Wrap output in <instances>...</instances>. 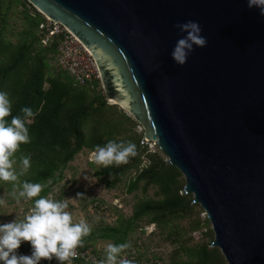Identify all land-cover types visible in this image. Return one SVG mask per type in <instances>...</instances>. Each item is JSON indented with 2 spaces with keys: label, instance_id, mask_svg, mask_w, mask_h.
<instances>
[{
  "label": "water",
  "instance_id": "95a60500",
  "mask_svg": "<svg viewBox=\"0 0 264 264\" xmlns=\"http://www.w3.org/2000/svg\"><path fill=\"white\" fill-rule=\"evenodd\" d=\"M94 60L122 106L184 177L227 264H264V16L246 0H25ZM199 23L204 47L171 57Z\"/></svg>",
  "mask_w": 264,
  "mask_h": 264
},
{
  "label": "rangeland",
  "instance_id": "374dc122",
  "mask_svg": "<svg viewBox=\"0 0 264 264\" xmlns=\"http://www.w3.org/2000/svg\"><path fill=\"white\" fill-rule=\"evenodd\" d=\"M34 10L25 0H0V91L9 94L13 111L19 101L20 104L23 102L22 89L26 80L33 70L38 69L41 91L50 87V79H58L67 84L68 92L59 114L53 117L56 125L49 129L48 140L38 146L31 136V142L22 144L16 153L13 167L17 181H0V217L13 215L16 208L26 202L34 204L36 198L17 200L12 195L13 192L18 195L25 181L46 185L40 193V196H45L57 182L66 179V185L58 191L59 195H67L73 207L82 210L77 222L83 218L91 227L83 245L104 254L109 243L128 244L130 249L140 253L145 264H227L217 247L208 246L213 232L206 213L197 203L191 202V193H179L184 177L174 166H166V156L158 148L154 146L147 150L153 153L152 157L139 154V161L134 160L133 165L111 166L108 173L103 171L105 168H98L89 161L95 147L103 146L109 140L139 144L142 129L122 106L107 103L105 99L100 103L104 98L102 89L77 87L69 82L59 69L56 53L43 50L31 38L35 21L39 18ZM24 44L26 48L21 58L12 66ZM30 103L33 112L37 113L42 99L30 100ZM82 110L86 113L79 117L82 142L68 156L74 139L69 137L68 144L57 129L70 125L69 113ZM40 122L44 123L41 119ZM28 127L29 131L33 127L32 134L37 137V125L31 123ZM21 156H28L31 160V167L25 174L20 173ZM46 159L51 164L46 176L35 177ZM148 162H154L155 174L145 172L137 177ZM161 176L168 181V188L159 181ZM78 193L83 195L77 196ZM175 194L181 200L172 205L169 201ZM93 199L98 203L97 208L90 207ZM107 227H115L118 233L123 234V240L116 243L112 239L98 237ZM200 247L211 249L208 260L204 262L197 252Z\"/></svg>",
  "mask_w": 264,
  "mask_h": 264
},
{
  "label": "clouds",
  "instance_id": "9594fccd",
  "mask_svg": "<svg viewBox=\"0 0 264 264\" xmlns=\"http://www.w3.org/2000/svg\"><path fill=\"white\" fill-rule=\"evenodd\" d=\"M249 8H257L264 16V0H246ZM180 37L171 52V57L178 65L187 62L193 46L204 47L207 40L201 33L198 22L188 20L175 25ZM20 114L12 115V100L5 91H0V181L15 182L18 176L14 170V157L22 144L31 142L29 127L37 113L30 107H21ZM11 117L9 121L7 118ZM137 155L136 144L128 141L109 140L103 146L97 145L89 157V161L98 168L119 167L127 164L129 159ZM31 167L28 156L20 157V173L25 174ZM88 179L87 176L84 177ZM46 185L25 181L22 190L12 195L19 200L34 199V204L23 220H13L0 224V262L3 264H39L41 260L55 259L58 264H72L77 257V249L83 247L84 237L90 235L91 227L85 219L74 222L69 208V200L58 201L40 196ZM83 194L78 193L77 196ZM39 197V198H37ZM22 242L31 245V255H18L17 250ZM130 245L109 243L104 249L105 258L100 264H118V257ZM120 264H133L124 260Z\"/></svg>",
  "mask_w": 264,
  "mask_h": 264
},
{
  "label": "built area",
  "instance_id": "2783aa9c",
  "mask_svg": "<svg viewBox=\"0 0 264 264\" xmlns=\"http://www.w3.org/2000/svg\"><path fill=\"white\" fill-rule=\"evenodd\" d=\"M40 15L42 19L38 21L35 26V34L37 36L38 44L41 47L54 44V52L57 55L59 69L72 77L74 83L87 84L89 87L101 88L97 66L86 48L63 25L50 20L42 14ZM142 137L143 136L141 135L139 140L140 147L150 151V148L154 147L155 144L142 139ZM66 181V179H63L57 182L55 188L53 189L51 187L45 196L58 201L69 199L67 195L62 196L58 193V191L63 189L66 185ZM26 203L19 205L13 215L1 216L0 224L8 223L15 219L23 220L25 216L29 214L30 209L33 206L31 203ZM83 203L84 202L81 204L83 205ZM97 204L96 200L93 199L90 207L96 206L97 208ZM67 211L72 213L74 222H77V218L80 216V212H82L80 209H75L70 200ZM76 251L77 257L72 261V264H100L105 258V253L102 254L91 246L79 247ZM17 254L31 255V245L28 242H22L20 248L17 250ZM135 254L136 253L133 249L123 251L118 257V264L124 260L132 261L133 264H145L142 263V260L137 261L135 259V261ZM0 264H3V262H0ZM39 264H58V261L55 259H52L51 261L41 260Z\"/></svg>",
  "mask_w": 264,
  "mask_h": 264
},
{
  "label": "trees",
  "instance_id": "16d2710c",
  "mask_svg": "<svg viewBox=\"0 0 264 264\" xmlns=\"http://www.w3.org/2000/svg\"><path fill=\"white\" fill-rule=\"evenodd\" d=\"M34 11H35L36 15H38L39 18L35 21L34 32L30 35L32 36L31 38H33L37 41V36L35 34V26H36L37 22L42 19V17L36 10H34ZM25 48H26V45L24 44L22 46V49L18 53V55L15 57V59L12 63V66L17 64V62L21 58L22 51ZM42 48H43V50L54 51V44H50L49 46L42 47ZM65 77L67 79H69V82L73 86L89 88V86L87 84H76V83H74L73 79H71L67 74H65ZM38 80H39V70L35 69L29 75V78L26 80L24 87L22 89V94L24 97L23 102L21 104L19 103L20 101L17 103V105L13 108L12 115L20 114L19 110L21 107H30L31 108L30 100H35V99L38 100V98L42 99V104L39 107V109L37 111V115L35 116V119L33 122V125L34 124L37 125L35 130L39 131L38 136L34 137L35 133L32 134L33 127L29 131L30 137L32 136L35 143L38 144V146H40V145H42L43 141L48 140L49 129H53L56 125L55 121L53 120V117H54V115L59 114V109L63 104V98L66 96V94L68 92V86L66 83H62L58 79H50L49 80L50 87L45 91H41ZM90 88H94V87H90ZM96 89L100 90L101 88L98 87ZM102 97H103V95H102ZM102 99L103 100L100 103H104L105 100H104V98H102ZM82 112H83V110L80 113H78L77 111L69 113L70 125L67 127H65L66 125L60 126L59 129H57V131L62 135V137H64L66 139V141L68 140V144H70L69 137L74 139V145L69 150L68 156L71 155L74 150L79 148V146L82 142V134L80 132V127H79V117L81 114H83V115L86 114L85 112L84 113H82ZM38 117H40L39 121H37ZM7 119L10 121L11 117H8ZM40 119L42 121H44L43 124L40 122ZM135 144H136V148H137V155L135 157L130 158L125 167L133 165L134 160L139 161V158H138L139 154H144L146 157L147 156H149V157L153 156L152 152H148L145 148L140 147V145L137 142ZM50 166H51L50 160L46 159L43 162V164L41 165L40 169L38 171H36L35 177L38 178L41 176H46V172L49 171ZM166 166H170V164L166 163ZM153 168H154V162L153 163L148 162L147 165L143 166L140 169L137 177H139L140 175H143L145 172L155 174ZM103 171H105V173H108L109 169L105 168V169H103ZM160 179L161 180H159V181H161L164 184V186H166V188H168V186H169L168 181H166L164 176H161ZM162 180H164V181H162ZM180 200H181V197L178 196L177 194H175L174 197L172 198V200L169 201V203H171L172 205H177L178 203H180ZM162 207H163V205L160 206V208H162ZM98 237L106 238V239H112L116 243H120L123 240V234L118 233L115 227H107V228L103 229V232H100V234H98ZM83 246H87V245H83ZM128 249H130V248H127L125 250H128ZM210 250H211L210 248H206V247H202V248L200 247V249L197 248V252H200L199 258L202 262H204L205 260H208L207 258H209ZM135 253L136 254L134 256L135 257L134 260L135 259L137 261L142 260L140 253L136 252V251H135ZM146 264H150V263H146ZM155 264H157V263H155Z\"/></svg>",
  "mask_w": 264,
  "mask_h": 264
},
{
  "label": "bare ground",
  "instance_id": "6f19581e",
  "mask_svg": "<svg viewBox=\"0 0 264 264\" xmlns=\"http://www.w3.org/2000/svg\"><path fill=\"white\" fill-rule=\"evenodd\" d=\"M115 103V102H114Z\"/></svg>",
  "mask_w": 264,
  "mask_h": 264
}]
</instances>
